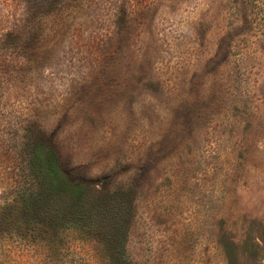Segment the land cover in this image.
Segmentation results:
<instances>
[{
  "label": "rangeland",
  "instance_id": "obj_1",
  "mask_svg": "<svg viewBox=\"0 0 264 264\" xmlns=\"http://www.w3.org/2000/svg\"><path fill=\"white\" fill-rule=\"evenodd\" d=\"M37 137L128 190L132 264H264V0H0V206ZM68 240L0 264H106Z\"/></svg>",
  "mask_w": 264,
  "mask_h": 264
},
{
  "label": "trees",
  "instance_id": "obj_2",
  "mask_svg": "<svg viewBox=\"0 0 264 264\" xmlns=\"http://www.w3.org/2000/svg\"><path fill=\"white\" fill-rule=\"evenodd\" d=\"M24 154L13 196L0 206V241L57 253L72 238L69 243L102 245L106 264H132L127 242L134 205L128 190H96L91 181L66 171L56 149L40 137L28 142ZM47 263L58 260L35 258L33 264Z\"/></svg>",
  "mask_w": 264,
  "mask_h": 264
}]
</instances>
